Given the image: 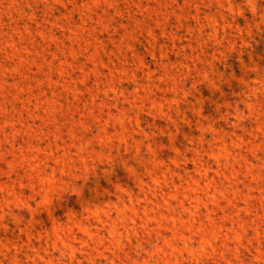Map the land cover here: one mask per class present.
Segmentation results:
<instances>
[{
    "label": "rangeland",
    "instance_id": "374dc122",
    "mask_svg": "<svg viewBox=\"0 0 264 264\" xmlns=\"http://www.w3.org/2000/svg\"><path fill=\"white\" fill-rule=\"evenodd\" d=\"M0 264H264V0H0Z\"/></svg>",
    "mask_w": 264,
    "mask_h": 264
}]
</instances>
